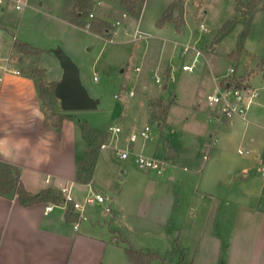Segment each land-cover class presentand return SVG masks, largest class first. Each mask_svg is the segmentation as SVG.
<instances>
[{
	"label": "rangeland",
	"instance_id": "obj_1",
	"mask_svg": "<svg viewBox=\"0 0 264 264\" xmlns=\"http://www.w3.org/2000/svg\"><path fill=\"white\" fill-rule=\"evenodd\" d=\"M89 1L92 16L88 14L84 20L105 21L113 29L110 38L72 23L75 0H26L20 9L15 8L14 0H4L0 4V57L9 56V65L24 75L30 68H45L43 81L47 84L59 80L61 68L54 55L44 50L60 46L78 66L83 86L98 104L94 109L65 113L77 124L87 122L107 134V146L100 148L98 156L95 183L115 198L122 215L119 224L131 246L157 252L170 264L180 259L183 264H248L261 220L259 212L239 207L225 196L201 199L194 194L209 183L216 188L227 186L207 181L213 180L221 167L206 169L203 165L212 147L241 150L245 158L254 156L251 151L245 153L251 148L249 143L239 142L240 132L231 143L222 137L224 125L215 115L217 107L209 104L214 94L210 74L225 75L233 67L234 75H247L252 70L253 86L264 82V11L255 13L243 48L234 55L246 27L234 0H185L181 32L172 23L156 26L173 0H144L139 18L127 15L120 0ZM229 19L236 20L233 29L215 42ZM201 24L206 31L201 30ZM136 29L144 36L133 40ZM17 42L41 51L23 53L14 46ZM185 45L196 47L201 54L193 60L194 50L183 53ZM191 63L192 72L181 69ZM174 96L176 102L169 106L165 118L159 113L155 117L153 110L162 108L159 100H174ZM55 109L64 112L59 110V102ZM146 125L150 127L149 138H138L129 147V134ZM109 126H118L120 131L108 132ZM76 144L78 152L86 144L78 126ZM170 149L174 156H168ZM123 150L128 152L125 159L120 157ZM197 153L198 158H193ZM137 154L162 162V173L139 168ZM260 171V165L249 162L248 173L257 178ZM70 194L83 202L84 187L77 186ZM204 210L218 213L206 218ZM172 220L179 224L167 226ZM212 221H218V226L212 227Z\"/></svg>",
	"mask_w": 264,
	"mask_h": 264
},
{
	"label": "crops",
	"instance_id": "obj_2",
	"mask_svg": "<svg viewBox=\"0 0 264 264\" xmlns=\"http://www.w3.org/2000/svg\"><path fill=\"white\" fill-rule=\"evenodd\" d=\"M134 33L132 39H139L134 37ZM168 69L170 71V67ZM210 76L215 92L224 74L216 76L211 73ZM234 76L242 77L245 84L253 86L252 70L247 75ZM258 82L254 86L262 88L261 95L249 107L245 118L233 116L220 120L224 125L222 137L231 143L240 132L239 142L249 143L251 148L245 153L251 151L254 156L245 158L243 151L212 147L205 155L203 165L206 169L215 165L221 167L219 174H214L213 180L209 178L207 181H214L216 186L219 182L226 183L228 187L216 188L208 182L197 188L194 194L201 199L225 196L239 207L259 212L261 220L248 264H264V82ZM77 126L73 118L63 119L59 130L48 126L33 80L22 73L15 75L0 69V138H28L34 148L38 139L48 141L47 145L35 148V154L32 150H25L15 160L0 157L1 161L18 168L20 181L29 193L35 194L48 187L67 188L71 196L70 191L81 186L85 195L92 189L108 197L102 192L105 187L95 183L99 158L91 181L85 184L76 181V163L86 150V144L80 152L77 150ZM198 154L193 158H198ZM249 162L260 165V177L255 178L247 172ZM108 198L110 202H94L96 207L84 206L83 217L74 227L77 214L71 210L76 218L69 220L65 203L42 202L22 206L15 194L0 195V264H129L124 246L125 241L130 244V239L119 224L122 215L115 198ZM47 206L51 208L46 210ZM214 212L218 213L213 210H204L203 213L207 218ZM175 224L179 223L172 220L171 225H166L175 227ZM212 225L217 227L218 221Z\"/></svg>",
	"mask_w": 264,
	"mask_h": 264
},
{
	"label": "trees",
	"instance_id": "obj_3",
	"mask_svg": "<svg viewBox=\"0 0 264 264\" xmlns=\"http://www.w3.org/2000/svg\"><path fill=\"white\" fill-rule=\"evenodd\" d=\"M75 14L72 19V23L79 27H84L87 23L84 20V16H87L91 7L89 0H75ZM235 9L241 12L245 17V29L240 33L238 37L237 48L233 52L234 55H238L243 48L244 40L247 35L249 23L255 13L264 11V0H234ZM144 0H120V5L124 12L132 17L139 18L142 10ZM185 0H173L168 8L163 12L161 17L157 20L156 26L162 27L166 23H172L177 32H181V27L184 24L183 20V3ZM177 11V15L174 12ZM236 20H227L219 29L215 36L214 41L217 42L222 39L225 35L231 32L234 27ZM88 30L102 35L106 38H110V31L113 30L103 20H96L89 22ZM14 46L23 53H39L41 50L35 46H32L26 42L14 43ZM46 73V69L30 68L26 73V76L33 80L35 88L40 99V106L44 112V119L48 126L59 130L62 124V120L65 118L72 119L73 116L66 114L65 112L56 111L55 105L57 104L58 98L53 93V87L56 82L45 83L43 76ZM168 78V73L166 75ZM237 86L241 87L245 84L242 77L235 80ZM233 82H230L232 84ZM221 85L223 82L220 83ZM174 103V100H159L158 104L162 108L158 112L153 110V115L158 117V113L165 118L169 106ZM59 110L61 108L59 106ZM48 113V114H47ZM161 122V121H160ZM159 122V123H160ZM78 127L81 130V134L86 142V150L84 156L76 163V181L79 183H88L91 181L101 145L107 140V134L97 128L91 127L87 122H78ZM16 195L18 202L22 206H30L37 203H53L56 205L67 204L66 217L70 219L76 218L71 212V203L66 201L65 196L61 192V189L56 188H44L39 192L32 194L29 193L23 186L19 178V170L16 166L0 160V195L12 196ZM126 243V241H125ZM124 252L126 254L129 264H170V260L166 257L159 255L157 252L142 251L130 244L126 243L124 246ZM176 264H183L180 259Z\"/></svg>",
	"mask_w": 264,
	"mask_h": 264
},
{
	"label": "built area",
	"instance_id": "obj_4",
	"mask_svg": "<svg viewBox=\"0 0 264 264\" xmlns=\"http://www.w3.org/2000/svg\"><path fill=\"white\" fill-rule=\"evenodd\" d=\"M4 0H0V4L3 3ZM15 1V8L20 9L21 7L26 5V0H14ZM92 16L91 13H89ZM118 24V21L116 22ZM89 23H86L84 28L88 29ZM201 30L206 31V28L203 25H200ZM143 32L139 29L135 30L134 37L141 38L143 37ZM13 40L15 38L13 37ZM189 49L194 50L195 56L193 60L196 59L198 55L201 54L200 50L194 46L185 45L183 48V53H186ZM3 62V63H1ZM0 69L4 72H10L15 75H19L20 71L9 65V56L0 57ZM183 71H193V63L190 65L183 64L181 66ZM136 71L139 70V67L135 68ZM235 68L230 67L227 71V74L220 78V83L223 82L221 85L218 84L214 94L209 98V104L215 105L217 107L216 116L219 120L228 119L233 116H238L240 118H245L246 112L249 107L255 102V100L261 95L262 88L254 87L251 85H245L239 87L235 80L237 79L234 76ZM174 76H171V80H174ZM94 80L97 79L96 76L93 77ZM157 83H160L158 78L155 79ZM230 82H233L230 84ZM120 128L118 126H109L108 132H119ZM150 127L148 125L144 126L138 133L131 132L127 138V145L129 147L132 146L134 142L141 139L149 138ZM107 145L104 143L101 145V148H105ZM241 153V150L239 151ZM128 156V152L123 150L120 152V157L125 159ZM135 162L139 168H149L155 170L157 174L162 173L163 163L155 160L154 158H150L144 156L143 154H137L135 157ZM264 173V171H262ZM61 192L65 196L66 201L71 203V209L73 212L77 214V220L74 224V227L78 226V221L83 217L84 206L88 203H102L105 201L110 202V198L102 195L99 192H95L94 190L90 189V191L84 196L83 202L78 200H73V198L67 193V188H62ZM51 206H47L46 210H49ZM106 210L109 211L110 207L107 206Z\"/></svg>",
	"mask_w": 264,
	"mask_h": 264
},
{
	"label": "water",
	"instance_id": "obj_5",
	"mask_svg": "<svg viewBox=\"0 0 264 264\" xmlns=\"http://www.w3.org/2000/svg\"><path fill=\"white\" fill-rule=\"evenodd\" d=\"M240 20H243V17ZM44 51L53 54L61 68V76L53 87V93L58 98L61 110L68 112L96 108L98 99L92 98L88 94L80 80L78 66L64 50L57 46ZM174 155V151L170 149L168 156Z\"/></svg>",
	"mask_w": 264,
	"mask_h": 264
},
{
	"label": "clouds",
	"instance_id": "obj_6",
	"mask_svg": "<svg viewBox=\"0 0 264 264\" xmlns=\"http://www.w3.org/2000/svg\"><path fill=\"white\" fill-rule=\"evenodd\" d=\"M47 143V140L40 138L38 139L35 148L47 145ZM35 148L28 138L22 137L17 140H11L7 136L0 138V157L5 160L18 159L25 150H32L35 154Z\"/></svg>",
	"mask_w": 264,
	"mask_h": 264
}]
</instances>
